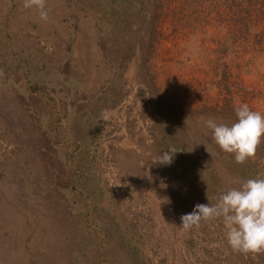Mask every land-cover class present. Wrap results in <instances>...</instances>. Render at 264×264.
<instances>
[{
    "label": "rangeland",
    "instance_id": "374dc122",
    "mask_svg": "<svg viewBox=\"0 0 264 264\" xmlns=\"http://www.w3.org/2000/svg\"><path fill=\"white\" fill-rule=\"evenodd\" d=\"M248 1L47 0L44 21L0 0V264H264L222 219L181 226L264 179V141L238 164L204 123L264 113Z\"/></svg>",
    "mask_w": 264,
    "mask_h": 264
},
{
    "label": "clouds",
    "instance_id": "9594fccd",
    "mask_svg": "<svg viewBox=\"0 0 264 264\" xmlns=\"http://www.w3.org/2000/svg\"><path fill=\"white\" fill-rule=\"evenodd\" d=\"M47 0H23L24 9H36L40 18L48 19ZM236 120L232 123L217 122L214 118L204 121L220 149L234 154L235 162L243 164L256 156L264 141V113L252 110L242 103L235 108ZM178 150L170 147L154 163L170 165ZM211 154V153H210ZM222 219L226 227L229 246L237 252H264V179H247L239 188L223 192L216 204H197L191 213L181 216L185 230L198 227L201 221Z\"/></svg>",
    "mask_w": 264,
    "mask_h": 264
},
{
    "label": "trees",
    "instance_id": "16d2710c",
    "mask_svg": "<svg viewBox=\"0 0 264 264\" xmlns=\"http://www.w3.org/2000/svg\"><path fill=\"white\" fill-rule=\"evenodd\" d=\"M255 1H257L256 3L261 4V6L264 7V3L259 2V0H255ZM263 1H264V0H263ZM248 2L252 3L250 0H249ZM255 11H257V16H258V15H259V16H263V15H264V9H263V8H258V9L255 10ZM262 34L264 35V32H263ZM152 35H153V34H152Z\"/></svg>",
    "mask_w": 264,
    "mask_h": 264
}]
</instances>
